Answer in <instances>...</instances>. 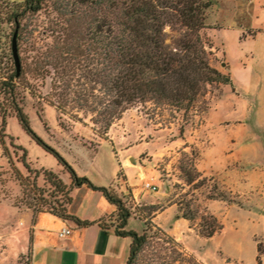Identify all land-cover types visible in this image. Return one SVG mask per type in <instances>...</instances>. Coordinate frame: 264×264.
<instances>
[{
    "label": "rangeland",
    "instance_id": "1",
    "mask_svg": "<svg viewBox=\"0 0 264 264\" xmlns=\"http://www.w3.org/2000/svg\"><path fill=\"white\" fill-rule=\"evenodd\" d=\"M22 1H0V55L10 45L16 28L12 15ZM206 1L212 5L202 35L209 43L211 64L231 73L233 85L211 87L188 122L175 109L139 104L113 124L109 140L103 141L91 116L81 113L85 123L75 122L44 103L41 119L38 99L27 94L25 110L32 128L79 176L98 186H122L125 199L135 206L125 179L129 171L132 183L154 203L144 204L140 212L167 235L151 228L137 264H258L257 245L264 246V0ZM42 20L30 17L24 23L33 29ZM184 33L181 26L167 27L166 44L177 47ZM48 91L49 87L43 89ZM7 133L13 137L6 143L14 166L0 145V264H30V252L15 258L17 240L4 225L20 220L13 207L27 208L14 167L31 183L40 174L38 187L48 203L65 197L45 181L43 170L58 174L74 198L93 190L74 187L68 170L23 129L16 116L9 118ZM23 148L32 174L20 162ZM182 169L196 176V182L189 183ZM147 182L157 190L147 189ZM216 220L223 231L211 239L201 236L205 221ZM104 224L115 228L118 223L110 219ZM127 229L143 234L145 221L132 220ZM177 243L185 249L182 255ZM227 255L236 261L227 260Z\"/></svg>",
    "mask_w": 264,
    "mask_h": 264
},
{
    "label": "trees",
    "instance_id": "2",
    "mask_svg": "<svg viewBox=\"0 0 264 264\" xmlns=\"http://www.w3.org/2000/svg\"><path fill=\"white\" fill-rule=\"evenodd\" d=\"M211 5L206 0H24L17 4L12 15L16 28L8 49L0 55V145L4 156L14 166L6 139H13L7 126L9 118L16 116L23 129L68 170L74 187L87 186L101 192L117 207L115 231L121 237L133 239L127 264H137L151 228L167 234L142 216L140 208L144 207L130 205L114 187L98 186L79 176L32 128L25 110L27 94L38 99L37 114L41 119L44 103L75 122L85 123L81 113L86 118L91 116L93 128L103 141L109 140L113 124L139 104L175 109L188 122L199 104L205 103L211 87L233 85L231 73H223L211 64L209 43L202 35ZM30 17L43 20L30 29L24 23ZM176 26L183 27L185 33L177 47L171 48L166 44L165 30ZM16 31L19 73L12 50ZM47 87L49 91L45 94L43 89ZM22 150L20 162L32 174L28 151ZM14 170L24 190V203L34 211L35 218L49 212L80 227L94 224L70 213L72 189L58 174L43 170L45 181L65 197L64 201L48 203L38 187L39 173L31 183L18 168ZM186 174L189 183L196 182V176ZM127 190L133 198L132 189ZM150 208L156 209L153 205ZM134 213L145 221L143 234L127 230ZM182 218L192 219L187 215ZM104 221L99 224L107 229ZM205 223L207 226L200 230V235L208 239L224 228L217 220ZM177 245L182 255L185 249L180 243ZM257 252V263L263 264L262 243H258Z\"/></svg>",
    "mask_w": 264,
    "mask_h": 264
},
{
    "label": "crops",
    "instance_id": "3",
    "mask_svg": "<svg viewBox=\"0 0 264 264\" xmlns=\"http://www.w3.org/2000/svg\"><path fill=\"white\" fill-rule=\"evenodd\" d=\"M125 168L134 169L126 165ZM126 179L127 187L132 189L135 206L154 204L132 183L129 171H126ZM114 188L120 196L124 197L122 186ZM13 209L21 216L20 220L15 224L8 222L4 225L13 232L17 240L15 258L30 252V264L128 263L133 239L119 236L114 227L104 229L99 224L102 220L115 221L117 217V207L109 203L101 192H86L80 199L73 197V202L69 206L71 214L94 222L88 227H80L75 222L63 220L49 212L40 213L35 218L34 211L29 208L13 207ZM137 219L144 221L134 213L129 223ZM155 222L162 225L160 221ZM64 228L70 229L71 232L62 237L60 233ZM31 237H33L32 241ZM226 259L236 261L229 255ZM203 263L210 264L207 261Z\"/></svg>",
    "mask_w": 264,
    "mask_h": 264
},
{
    "label": "water",
    "instance_id": "4",
    "mask_svg": "<svg viewBox=\"0 0 264 264\" xmlns=\"http://www.w3.org/2000/svg\"><path fill=\"white\" fill-rule=\"evenodd\" d=\"M17 35H18V32L16 31L14 34L13 42H12V50H13V54H14V58H15L16 67H17L18 73H19L20 69H21V61H20V56H19Z\"/></svg>",
    "mask_w": 264,
    "mask_h": 264
},
{
    "label": "built area",
    "instance_id": "5",
    "mask_svg": "<svg viewBox=\"0 0 264 264\" xmlns=\"http://www.w3.org/2000/svg\"><path fill=\"white\" fill-rule=\"evenodd\" d=\"M145 187H146L147 189H150V190H157V186H156V185H153L152 183H149V182H147V183L145 184ZM70 232H71L70 229H68V228H64V229L61 231L60 235H61L62 237H64V236H66V235H69Z\"/></svg>",
    "mask_w": 264,
    "mask_h": 264
}]
</instances>
